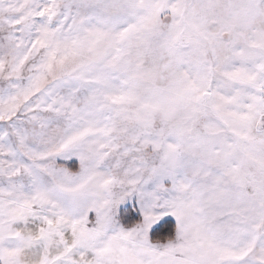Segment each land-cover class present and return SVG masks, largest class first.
I'll list each match as a JSON object with an SVG mask.
<instances>
[{"label": "snow or ice", "instance_id": "6c2138e0", "mask_svg": "<svg viewBox=\"0 0 264 264\" xmlns=\"http://www.w3.org/2000/svg\"><path fill=\"white\" fill-rule=\"evenodd\" d=\"M0 264H264V0H0Z\"/></svg>", "mask_w": 264, "mask_h": 264}]
</instances>
